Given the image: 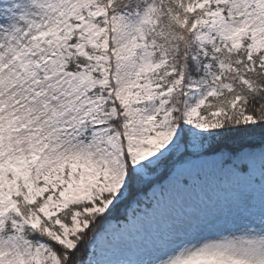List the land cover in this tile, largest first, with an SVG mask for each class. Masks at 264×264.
I'll list each match as a JSON object with an SVG mask.
<instances>
[{
	"label": "snow or ice",
	"instance_id": "6c2138e0",
	"mask_svg": "<svg viewBox=\"0 0 264 264\" xmlns=\"http://www.w3.org/2000/svg\"><path fill=\"white\" fill-rule=\"evenodd\" d=\"M0 264H264V0H0Z\"/></svg>",
	"mask_w": 264,
	"mask_h": 264
}]
</instances>
